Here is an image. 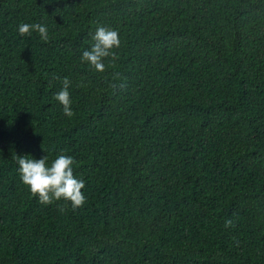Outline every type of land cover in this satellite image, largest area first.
I'll return each instance as SVG.
<instances>
[{"label":"trees","instance_id":"1","mask_svg":"<svg viewBox=\"0 0 264 264\" xmlns=\"http://www.w3.org/2000/svg\"><path fill=\"white\" fill-rule=\"evenodd\" d=\"M61 154L76 210L18 172ZM0 264H264V0H0Z\"/></svg>","mask_w":264,"mask_h":264},{"label":"clouds","instance_id":"2","mask_svg":"<svg viewBox=\"0 0 264 264\" xmlns=\"http://www.w3.org/2000/svg\"><path fill=\"white\" fill-rule=\"evenodd\" d=\"M33 32H37L44 42L49 40L48 28L42 24L21 23L18 25L20 36L30 37ZM92 40L90 49L83 51L80 59L96 72L103 73L106 70L104 64L106 58H109L113 64L119 59L114 51L121 45L119 33L111 28L99 26ZM113 79H119V74H114ZM61 83L63 86L54 99L62 106L63 114L71 118L74 116L69 92L71 81L65 77ZM118 86L124 87L123 84ZM16 161L21 182L34 197L38 198L40 204L51 205L63 199L71 204L73 210H76L86 203V197L82 191L85 183L74 175L75 160L72 156L61 154L50 164L46 155L38 160L30 156H16ZM232 226L231 220L225 221L226 228Z\"/></svg>","mask_w":264,"mask_h":264}]
</instances>
